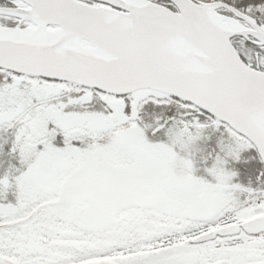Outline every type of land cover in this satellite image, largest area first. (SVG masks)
Returning <instances> with one entry per match:
<instances>
[{"label":"snow or ice","instance_id":"snow-or-ice-1","mask_svg":"<svg viewBox=\"0 0 264 264\" xmlns=\"http://www.w3.org/2000/svg\"><path fill=\"white\" fill-rule=\"evenodd\" d=\"M0 264H264V0H0Z\"/></svg>","mask_w":264,"mask_h":264}]
</instances>
